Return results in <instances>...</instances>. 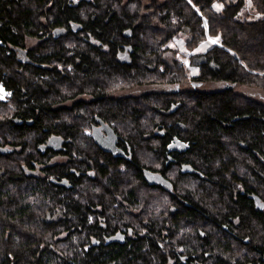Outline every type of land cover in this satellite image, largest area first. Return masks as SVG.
<instances>
[{"label": "trees", "instance_id": "trees-1", "mask_svg": "<svg viewBox=\"0 0 264 264\" xmlns=\"http://www.w3.org/2000/svg\"><path fill=\"white\" fill-rule=\"evenodd\" d=\"M222 1L0 0V85L8 94L0 101V264H136V256L157 252L154 241L142 238L144 246L126 251L123 245L83 249L84 234L96 237L101 225L91 224L90 215L131 219L138 211L140 217L145 206L133 196L158 193L145 189L138 169L113 175L95 169L72 191L49 182L54 174H32L49 160L37 155L49 153L53 136L64 141L63 154L99 153L84 132L94 123L90 106L111 88L144 90L122 99L128 102L108 122L139 165L165 173L163 157L152 164L146 158L156 130L184 141L191 161L204 165L198 195L188 181L180 184L188 200L200 203L202 264H264V208L249 197L264 206V103L240 91L264 92V0L230 1L215 10ZM248 1L252 9L241 18ZM180 36L191 53L207 38L219 40L193 78L217 90H194L179 60L165 57ZM122 46L131 50L126 58L108 53ZM195 56L194 62L201 58ZM152 87L166 90H146ZM114 194L126 195L121 203L131 206H106ZM232 213L243 223L238 239L230 234Z\"/></svg>", "mask_w": 264, "mask_h": 264}, {"label": "flooded vegetation", "instance_id": "flooded-vegetation-1", "mask_svg": "<svg viewBox=\"0 0 264 264\" xmlns=\"http://www.w3.org/2000/svg\"><path fill=\"white\" fill-rule=\"evenodd\" d=\"M122 47L123 49L108 53L113 54L120 59H124L129 53H131V50L127 49L125 46ZM167 49L168 51L165 54V57L174 58L175 53L169 49V45L167 46ZM178 63L182 64L180 61H178ZM196 68L199 72V67L197 66ZM189 82L194 90H207L208 87L213 86V84L203 85L202 83L193 80V78H191ZM111 89L112 90L99 94L103 96L100 104H92L90 106V112L93 113L92 116L94 118V123L90 125L89 130H85L84 132L86 137H90L99 153L96 154L93 152L92 155L85 154V157H83V153L81 156L79 153L69 150L63 154L64 141L57 136H53L46 143L47 145L49 144V153L42 158L37 155L38 161H45L48 158L49 160L45 164L37 163L32 174L36 177L39 175L47 176L48 174H54L55 177L49 178V182L57 187H64L65 189L72 191L74 185L77 184L81 178L93 177L95 169L109 175L115 174L122 167H129L130 170L133 171L138 169L143 176L141 181L145 184V189L148 191L155 189L158 193L155 196L148 194L133 196L139 201L141 206H145V209L140 210V217H136L137 215L135 213L138 211H133L134 213L131 215V219L126 215H124L123 218H110L106 211L90 215L88 219L91 224L96 221L100 222L101 225L96 237H92L90 234H84L83 237L85 238L86 243H84L83 249L88 251L91 248H97L99 246L114 245L113 247L117 248V246L123 245L126 251V248H129V246L130 248L137 245L144 246V243L140 240V238H142L148 242L154 241V245L157 246V252L151 254L149 258L142 255L136 256L131 261L132 263L202 264L206 260V257L203 258L201 252L200 203L188 200L184 193V189L180 184L183 183L184 180L188 181V183L194 185V191L198 195L200 190V180L205 178V172L202 171V166L204 165L201 161H191V156H187L189 145L175 136H167L165 130H156L154 132V136L157 140L153 141L154 138L151 139V144L147 149L149 154L146 157L149 164H152L154 161H158L163 157L164 175H162L163 171H152L150 167L147 169L139 165L140 163L135 161L136 155L132 152V149L127 142L122 138L120 131H116L114 125L109 124L108 122L115 119L117 113L120 112V106L128 102L127 100L122 99L135 98L141 90L136 88ZM146 90L152 93H162L166 89L152 87ZM92 101L88 102V104ZM126 109H131V106L127 104ZM108 134L112 136V139L105 142L104 146L111 149V152H105L99 148L93 138L95 135L99 141L104 142L107 140ZM175 140L183 143L185 149L182 147H171L172 143L176 142ZM152 143H156L157 145H152ZM62 159H66L67 162L64 164L61 163ZM170 167L172 168L170 169ZM209 179L210 181H213L214 178L210 177ZM63 181L67 182L66 185L59 186L58 183ZM110 184H112V182L105 184L106 186H109L107 190L113 189L110 187ZM110 198L115 199V202L106 206H124L126 209L131 206L129 203H121V201L127 200L126 195L114 194L110 195ZM136 205L137 203H134L132 206L135 208ZM99 208L103 207L99 206ZM192 209L194 211H192ZM138 222H142L143 225H137ZM154 223L157 225V228H152ZM229 225L232 227L230 234L232 236L235 234L238 239V231L243 227V223H241L238 217L232 213L229 219ZM239 226L240 228H238ZM245 227H247V224ZM155 230L161 231L159 237L154 234ZM82 231L85 230L83 229ZM86 231L89 233L88 230ZM103 231L108 235L102 236L100 233ZM140 232H144V234H140ZM245 242H247V240H245ZM145 246H147V244H145ZM235 247H240L238 242L235 243ZM242 248L244 249V254L247 256L248 248ZM207 255H209V253H205V256Z\"/></svg>", "mask_w": 264, "mask_h": 264}, {"label": "rangeland", "instance_id": "rangeland-1", "mask_svg": "<svg viewBox=\"0 0 264 264\" xmlns=\"http://www.w3.org/2000/svg\"><path fill=\"white\" fill-rule=\"evenodd\" d=\"M230 1H235V0H223L222 3H216L214 5V9L215 10H220L223 8V3L224 5L228 4ZM251 3H249V1L246 4V8L242 11V13H240L241 18H248L249 12L251 10ZM187 42V38L185 36H180L179 38L175 39V41L171 42L169 44V49L175 53V59L179 60L182 64H180V66L183 67V69H186L187 71V75L189 76V78H195L198 75V69L197 64L201 61L202 59V55H204V53L209 50L212 46L218 45L219 44V40L218 39H212V38H207V40L203 43H200L197 47V49L191 53L189 50L186 49L185 44ZM179 55V56H178ZM195 56V58L197 57H201L199 60L197 61H192L194 59V57L191 56ZM180 57V58H178ZM194 62V64H193ZM219 88V86L214 85L210 88V90H217ZM241 93L248 95L250 97H253L255 100L264 103V92L262 91H257V90H253V89H249V90H240ZM146 92V91H145ZM149 92V91H148ZM144 90L139 91V94H143ZM8 97V94L3 90V88L0 86V101H4L6 100V98Z\"/></svg>", "mask_w": 264, "mask_h": 264}, {"label": "water", "instance_id": "water-1", "mask_svg": "<svg viewBox=\"0 0 264 264\" xmlns=\"http://www.w3.org/2000/svg\"><path fill=\"white\" fill-rule=\"evenodd\" d=\"M126 37H129V35H126ZM113 137H115V136H113ZM93 138H94L95 143H96V144L99 146V148H101L103 151H105V152H111V151H112L111 149H108V148H106V147L104 146V143H105V142L109 141V139H112V136H111L110 134H108V138H107V140H105L104 142L99 141V140L95 137V135L93 136ZM175 141H176V142H175V143H172L171 147H174V148H176V147H182L183 149H185V145H184L183 143H180L178 140H175ZM2 152L5 153V152H8V151H7V150H3ZM66 183H67L66 181H63V182L60 183V185L65 186ZM250 199L253 200V201L255 202V205H256L257 208H259V209H263V208H264V206H263V204L261 203V201L259 200V198L255 197V196H251Z\"/></svg>", "mask_w": 264, "mask_h": 264}]
</instances>
